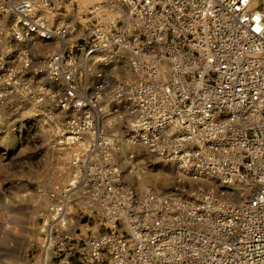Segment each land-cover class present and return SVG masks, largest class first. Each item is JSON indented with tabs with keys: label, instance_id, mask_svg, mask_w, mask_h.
<instances>
[{
	"label": "built area",
	"instance_id": "2783aa9c",
	"mask_svg": "<svg viewBox=\"0 0 264 264\" xmlns=\"http://www.w3.org/2000/svg\"><path fill=\"white\" fill-rule=\"evenodd\" d=\"M46 5L17 2V26L23 41L69 45L46 59L61 107L98 111L111 95L147 133L149 152L196 188L140 197L109 162L86 168L54 196L42 264H264V0H70L75 21L52 26L37 14ZM48 7L61 15L66 4ZM87 90L100 96L83 100ZM92 122L86 113L87 131ZM83 196L91 221L72 234Z\"/></svg>",
	"mask_w": 264,
	"mask_h": 264
},
{
	"label": "rangeland",
	"instance_id": "374dc122",
	"mask_svg": "<svg viewBox=\"0 0 264 264\" xmlns=\"http://www.w3.org/2000/svg\"><path fill=\"white\" fill-rule=\"evenodd\" d=\"M19 1L0 0V264H42L48 210L63 189L85 175L86 168L109 162L119 172V183L140 197L148 193L180 196L196 184L192 186L166 158L149 152L141 141L147 143V133L111 95L80 91L83 100L100 96L98 111L61 107L63 85L47 77L46 59L70 47L37 39V44L23 41L15 11ZM45 1L54 4V0ZM62 2L66 7L61 15L46 5L38 8V16L51 26L55 19L75 21L70 0ZM80 65L77 74L84 73L85 64ZM84 82L89 87L91 76L81 82L79 78L80 89ZM86 113L93 120V131L83 126ZM83 198L81 203L73 201L70 214L75 218H69L72 234L80 224L91 221L84 205L88 199ZM62 259L53 258L51 263ZM70 262L79 261L72 258Z\"/></svg>",
	"mask_w": 264,
	"mask_h": 264
},
{
	"label": "bare ground",
	"instance_id": "6f19581e",
	"mask_svg": "<svg viewBox=\"0 0 264 264\" xmlns=\"http://www.w3.org/2000/svg\"><path fill=\"white\" fill-rule=\"evenodd\" d=\"M258 2V0H254V4H256ZM31 41H35V44H37L38 42L35 39H30ZM38 40V39H37ZM129 146V145H128ZM131 147V146H130ZM132 148V147H131ZM195 185V183H192V186ZM235 194V198H239L240 194L243 192L242 188H240V186L235 187V189L232 191ZM142 197V196H141Z\"/></svg>",
	"mask_w": 264,
	"mask_h": 264
}]
</instances>
